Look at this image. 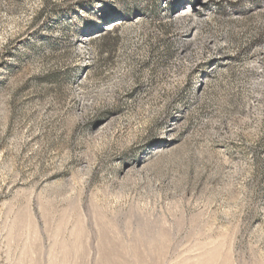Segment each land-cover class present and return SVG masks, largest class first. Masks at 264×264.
Returning a JSON list of instances; mask_svg holds the SVG:
<instances>
[{"label": "rangeland", "instance_id": "1", "mask_svg": "<svg viewBox=\"0 0 264 264\" xmlns=\"http://www.w3.org/2000/svg\"><path fill=\"white\" fill-rule=\"evenodd\" d=\"M0 264H264V0H0Z\"/></svg>", "mask_w": 264, "mask_h": 264}, {"label": "bare ground", "instance_id": "2", "mask_svg": "<svg viewBox=\"0 0 264 264\" xmlns=\"http://www.w3.org/2000/svg\"><path fill=\"white\" fill-rule=\"evenodd\" d=\"M188 10H181V12L180 13H186ZM117 21H115V22H112V23H110V24H108V25H106V29H111L112 28V26L111 25H113L114 23H116Z\"/></svg>", "mask_w": 264, "mask_h": 264}]
</instances>
